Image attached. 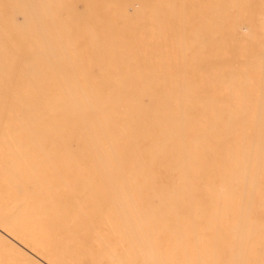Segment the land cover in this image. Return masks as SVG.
Wrapping results in <instances>:
<instances>
[{"label": "bare ground", "instance_id": "1", "mask_svg": "<svg viewBox=\"0 0 264 264\" xmlns=\"http://www.w3.org/2000/svg\"><path fill=\"white\" fill-rule=\"evenodd\" d=\"M0 264H264V0H0Z\"/></svg>", "mask_w": 264, "mask_h": 264}]
</instances>
